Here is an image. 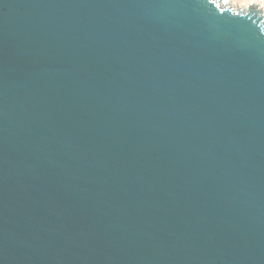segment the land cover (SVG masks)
Here are the masks:
<instances>
[{"label": "water", "instance_id": "95a60500", "mask_svg": "<svg viewBox=\"0 0 264 264\" xmlns=\"http://www.w3.org/2000/svg\"><path fill=\"white\" fill-rule=\"evenodd\" d=\"M0 264H264V14L0 0Z\"/></svg>", "mask_w": 264, "mask_h": 264}, {"label": "bare ground", "instance_id": "6f19581e", "mask_svg": "<svg viewBox=\"0 0 264 264\" xmlns=\"http://www.w3.org/2000/svg\"><path fill=\"white\" fill-rule=\"evenodd\" d=\"M230 8L243 12L257 11L264 14V0H220Z\"/></svg>", "mask_w": 264, "mask_h": 264}]
</instances>
